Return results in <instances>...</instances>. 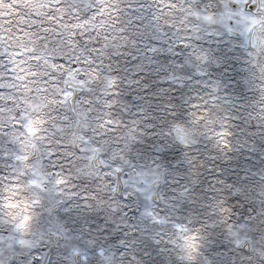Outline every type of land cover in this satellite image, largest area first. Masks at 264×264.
Instances as JSON below:
<instances>
[{
  "label": "clouds",
  "instance_id": "9594fccd",
  "mask_svg": "<svg viewBox=\"0 0 264 264\" xmlns=\"http://www.w3.org/2000/svg\"><path fill=\"white\" fill-rule=\"evenodd\" d=\"M13 8L0 18V264H264V0L0 4ZM141 36L183 46L171 63L187 72L161 77L175 87L145 92L140 66L122 68ZM153 139L176 158L151 155ZM241 154L254 164L239 176L220 167Z\"/></svg>",
  "mask_w": 264,
  "mask_h": 264
},
{
  "label": "rangeland",
  "instance_id": "374dc122",
  "mask_svg": "<svg viewBox=\"0 0 264 264\" xmlns=\"http://www.w3.org/2000/svg\"><path fill=\"white\" fill-rule=\"evenodd\" d=\"M3 2L4 0H0V4H3ZM15 13H16V9L14 8L8 13L0 12V18L11 17ZM134 27L135 30H141L143 28V21H141L139 24L135 25ZM153 32H155L154 29ZM154 46H159L161 48L165 47L159 41L151 39V37L145 38L144 36H141L137 38L135 45L136 50H133V56L135 58H133L132 56L126 57L122 64V68H127L129 70H131L133 66L136 65L140 66V71L136 72L135 76L143 77L142 83L149 85V87L145 89V92H155L159 89H166V88L171 89L175 87V85L170 84V82L167 80L161 79V77H165L170 74L176 75L182 72H187V69H177L171 63L172 61H180L183 58L181 55V53L184 51L183 46L178 47L177 49L174 50L176 53L175 55L167 51H163V52L152 51V48ZM220 47L221 50H223L224 45H221ZM224 69L228 70L227 72H225V79H231L232 77L229 76L228 73L234 72L235 66L234 65L229 66L228 64H225L223 68L217 71H224ZM135 76L133 78H135ZM140 95H142V93L139 92L136 86H132L124 89L123 98L128 105L134 108L142 103L141 100L137 99V97ZM151 143H152V149L149 150L151 155L158 156L160 157L161 160L166 162H170L176 158L177 153L173 149H169L167 145H164L163 147H159V145L157 144V142H155L154 139L153 141H151ZM159 143L162 144L163 142L161 141ZM253 164H254L253 160L246 159L245 155L241 154L240 156H238L233 160H230L224 164H220V167L226 169L230 173H234L235 175L239 176L240 171L243 167H245L246 165L252 166ZM133 215L134 212H129L130 217ZM89 219L93 221V223L91 224L92 228H98L100 224L103 222L98 214L93 217H90ZM111 227L112 226L109 225L108 228H106L103 233L99 234L101 237L106 235L108 242L114 241L120 235L119 232H115V233L111 232L110 231ZM73 238L75 239V236ZM77 243H79L78 240ZM84 248L85 246L81 245L82 251L84 250ZM84 254L87 255L88 253L85 252Z\"/></svg>",
  "mask_w": 264,
  "mask_h": 264
},
{
  "label": "snow or ice",
  "instance_id": "6c2138e0",
  "mask_svg": "<svg viewBox=\"0 0 264 264\" xmlns=\"http://www.w3.org/2000/svg\"><path fill=\"white\" fill-rule=\"evenodd\" d=\"M66 95H70V94H66ZM29 131H32V129H31V128H29Z\"/></svg>",
  "mask_w": 264,
  "mask_h": 264
}]
</instances>
